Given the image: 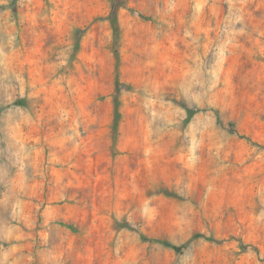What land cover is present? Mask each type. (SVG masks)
Masks as SVG:
<instances>
[{"label": "rangeland", "instance_id": "1", "mask_svg": "<svg viewBox=\"0 0 264 264\" xmlns=\"http://www.w3.org/2000/svg\"><path fill=\"white\" fill-rule=\"evenodd\" d=\"M121 1L0 0V264H264V0Z\"/></svg>", "mask_w": 264, "mask_h": 264}, {"label": "trees", "instance_id": "2", "mask_svg": "<svg viewBox=\"0 0 264 264\" xmlns=\"http://www.w3.org/2000/svg\"><path fill=\"white\" fill-rule=\"evenodd\" d=\"M111 4H112V11H111V14L109 16V20H110V24H111V27L113 29L114 34L117 35L119 33L118 8L121 6L122 1L121 0H111ZM113 53L115 55V58L118 59V48L117 47H115L113 49ZM119 83H120L119 80H117V94L119 93V88H118ZM118 101H119L118 100V96H115L116 104L118 103ZM115 112H116V116L118 117V115H119L118 110L116 109ZM114 124L116 125V122ZM197 236H201V234H195V237H197ZM142 238L146 239V240L153 241V242L162 243L163 245H165L167 247L173 248L177 252L180 251V247L181 246L174 245L171 242H168L166 240H161V239H158V238H156V239H147L145 236H142ZM204 238L209 240V241L219 242V240H217L216 238L211 237V236H209V237L204 236ZM239 247L243 251H245L246 248H247L246 244H244L241 241H239Z\"/></svg>", "mask_w": 264, "mask_h": 264}]
</instances>
